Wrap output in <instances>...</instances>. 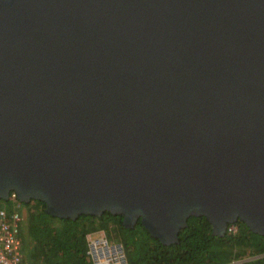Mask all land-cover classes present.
<instances>
[{"label": "water", "instance_id": "1", "mask_svg": "<svg viewBox=\"0 0 264 264\" xmlns=\"http://www.w3.org/2000/svg\"><path fill=\"white\" fill-rule=\"evenodd\" d=\"M264 235V0H0V199Z\"/></svg>", "mask_w": 264, "mask_h": 264}, {"label": "trees", "instance_id": "2", "mask_svg": "<svg viewBox=\"0 0 264 264\" xmlns=\"http://www.w3.org/2000/svg\"><path fill=\"white\" fill-rule=\"evenodd\" d=\"M12 193L0 199L5 203L0 207L14 209L18 200ZM20 206L25 215L19 237L27 264H93L87 236L99 231L122 243L128 264H264V235L253 233L240 219L229 225L224 236H217L205 216H190L178 242L164 245L150 236L140 220L125 228L122 217L109 212L72 220L47 214L45 204L37 200Z\"/></svg>", "mask_w": 264, "mask_h": 264}, {"label": "built area", "instance_id": "3", "mask_svg": "<svg viewBox=\"0 0 264 264\" xmlns=\"http://www.w3.org/2000/svg\"><path fill=\"white\" fill-rule=\"evenodd\" d=\"M13 198H17L12 193ZM18 200V199H17ZM21 201L8 211L0 207V264H27L22 258L19 226L24 217ZM88 252L93 264H128L121 243L111 242L103 231L87 236Z\"/></svg>", "mask_w": 264, "mask_h": 264}, {"label": "rangeland", "instance_id": "4", "mask_svg": "<svg viewBox=\"0 0 264 264\" xmlns=\"http://www.w3.org/2000/svg\"><path fill=\"white\" fill-rule=\"evenodd\" d=\"M0 205H5V203H4V202H2V201H0ZM4 208H5V209H8V207H7V206H5ZM24 215H25V212H24ZM23 219H24V217H23ZM236 227H237V226H231V228H234V229H236ZM108 240H109V241H111V242L120 243L119 241H116V240H115V241H113V240H111L110 238H108ZM121 244H122V243H121ZM124 253H125V252H124ZM247 259H249V258H247ZM241 261H242V260H241ZM237 262H240V261H236V263H237Z\"/></svg>", "mask_w": 264, "mask_h": 264}, {"label": "crops", "instance_id": "5", "mask_svg": "<svg viewBox=\"0 0 264 264\" xmlns=\"http://www.w3.org/2000/svg\"><path fill=\"white\" fill-rule=\"evenodd\" d=\"M92 259V258H91Z\"/></svg>", "mask_w": 264, "mask_h": 264}]
</instances>
